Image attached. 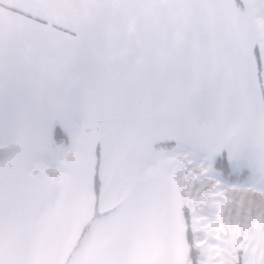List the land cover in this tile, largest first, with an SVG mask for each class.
<instances>
[{"label":"snow or ice","instance_id":"1","mask_svg":"<svg viewBox=\"0 0 264 264\" xmlns=\"http://www.w3.org/2000/svg\"><path fill=\"white\" fill-rule=\"evenodd\" d=\"M0 264H264V0H0Z\"/></svg>","mask_w":264,"mask_h":264},{"label":"trees","instance_id":"2","mask_svg":"<svg viewBox=\"0 0 264 264\" xmlns=\"http://www.w3.org/2000/svg\"><path fill=\"white\" fill-rule=\"evenodd\" d=\"M53 139L56 141L57 144L67 142L65 134L61 132L58 126L54 128Z\"/></svg>","mask_w":264,"mask_h":264},{"label":"crops","instance_id":"3","mask_svg":"<svg viewBox=\"0 0 264 264\" xmlns=\"http://www.w3.org/2000/svg\"><path fill=\"white\" fill-rule=\"evenodd\" d=\"M58 126V125H57ZM59 127V126H58ZM65 136H66V138H67V142H65V143H62L65 147H67L68 145H69V143H70V141H69V138H68V136L65 134ZM61 144V143H60Z\"/></svg>","mask_w":264,"mask_h":264}]
</instances>
